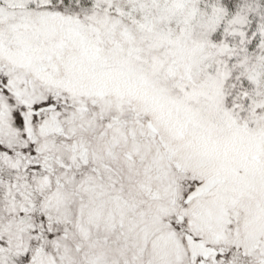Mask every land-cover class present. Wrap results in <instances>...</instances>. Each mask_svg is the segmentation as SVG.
Wrapping results in <instances>:
<instances>
[{
    "label": "snow or ice",
    "instance_id": "snow-or-ice-1",
    "mask_svg": "<svg viewBox=\"0 0 264 264\" xmlns=\"http://www.w3.org/2000/svg\"><path fill=\"white\" fill-rule=\"evenodd\" d=\"M0 264H264V0H0Z\"/></svg>",
    "mask_w": 264,
    "mask_h": 264
}]
</instances>
